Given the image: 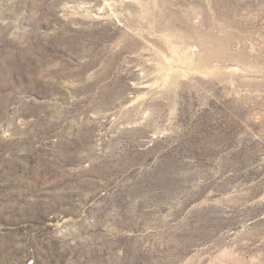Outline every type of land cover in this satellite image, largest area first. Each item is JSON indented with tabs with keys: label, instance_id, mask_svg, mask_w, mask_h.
<instances>
[{
	"label": "rangeland",
	"instance_id": "374dc122",
	"mask_svg": "<svg viewBox=\"0 0 264 264\" xmlns=\"http://www.w3.org/2000/svg\"><path fill=\"white\" fill-rule=\"evenodd\" d=\"M0 264H264V0H0Z\"/></svg>",
	"mask_w": 264,
	"mask_h": 264
}]
</instances>
